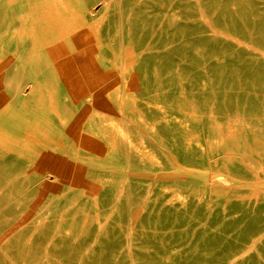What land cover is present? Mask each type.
Listing matches in <instances>:
<instances>
[{"label":"rangeland","instance_id":"1","mask_svg":"<svg viewBox=\"0 0 264 264\" xmlns=\"http://www.w3.org/2000/svg\"><path fill=\"white\" fill-rule=\"evenodd\" d=\"M43 1L0 0V264H264V0Z\"/></svg>","mask_w":264,"mask_h":264},{"label":"bare ground","instance_id":"2","mask_svg":"<svg viewBox=\"0 0 264 264\" xmlns=\"http://www.w3.org/2000/svg\"><path fill=\"white\" fill-rule=\"evenodd\" d=\"M85 1V0H84ZM87 2V1H86ZM70 4H71V2H69ZM78 4H80V3H78ZM65 5H67V6H69L68 5V1H64V0H46V1H43L42 3H37V2H34V3H32V4H30V5H28V6H26L27 8V12H28V15H31L32 17H34L35 19H37V20H40V19H44L45 17H47V18H49V19H51V20H53L54 19V21H52V22H50L49 24H50V26L52 27H54V26H56L57 24H58V22H60V21H55L56 19H59V16L60 15H62V13H60V10H61V8L63 9L64 8V6ZM77 5V4H76ZM85 5V4H84ZM78 7H79V5H78ZM87 7V6H86ZM78 9V8H77ZM91 9V8H90ZM11 11V13H12V10H10ZM83 11V10H82ZM14 12V11H13ZM20 14H22V12L20 11L19 12ZM73 13V12H72ZM16 14V13H15ZM91 14V13H90ZM92 15V14H91ZM61 25V28L63 29V30H65L66 31V28H69V29H76L77 28V26L75 25V23L73 22V21H68V22H62L61 21V23H60ZM64 27V28H63ZM26 33V32H25ZM65 37V35H64V32H62V31H60V32H58L57 33V36H55L54 37V39L55 38H57L56 39V42H58V48L59 49H62V50H69L70 49V47H72V45H74V44H77L78 43V41L77 40H70V39H66V38H64ZM14 39V38H13ZM52 42H53V40H52ZM52 42L50 41L49 42V44H52ZM17 46V45H16ZM121 46V45H120ZM15 49V48H14ZM122 50V49H121ZM84 51V50H83ZM37 53V52H36ZM123 53V52H122ZM120 54V53H119ZM121 56V55H120ZM89 59V58H88ZM22 68V67H21ZM2 69V68H1ZM22 72L24 73V71L22 70ZM123 79H124V77H123ZM128 80V79H127ZM123 83V82H122ZM124 87H125V85H124ZM122 88H123V86H122ZM122 90H125V89H122ZM17 93V92H16ZM62 106V105H61ZM65 110V109H64ZM62 112H64V111H62ZM69 112H70V110H69ZM73 112V111H72ZM68 114V113H67ZM63 115H61V117H62ZM66 118V117H65ZM78 118V117H77ZM76 118V119H77ZM71 119V118H70ZM68 121H69V118L67 119ZM74 120V119H73ZM72 120V121H73ZM120 121V120H119ZM123 121V120H122ZM89 122V121H88ZM91 122V121H90ZM122 123V122H121ZM124 123H125V120H124ZM123 123V124H124ZM91 124H92V122H91ZM123 124H120V127L121 128H124V126H123ZM128 130V129H127ZM124 135V134H123ZM123 138V137H122ZM125 139V138H124ZM123 139V140H124ZM127 140V139H126ZM125 140V141H126ZM125 144V143H124ZM123 146V145H122ZM125 149V148H124ZM130 149V148H129ZM123 151V150H122ZM125 152H127V151H125ZM92 154V153H91ZM111 154V153H110ZM129 154V153H128ZM93 155V154H92ZM127 155V154H126ZM130 156V155H129ZM250 163V162H249ZM255 164V163H254ZM253 165V164H252ZM75 166V165H74ZM70 167H72L71 165H70ZM170 167V166H169ZM254 167H255V165H254ZM256 168V167H255ZM74 170V169H73ZM90 170V169H89ZM96 171V170H95ZM62 174V170H59V175H61ZM72 174V173H71ZM69 175V174H68ZM72 176V175H71ZM49 180V179H48ZM65 186H67V185H65ZM37 187V186H36ZM67 188V187H66ZM100 194V193H99ZM52 195V194H51ZM54 196V195H53ZM52 196V197H53ZM89 196V195H88ZM47 198V197H46ZM87 199V198H86ZM90 201V200H89ZM88 201V202H89ZM90 204V203H89ZM47 205V204H46ZM46 205H44V206H46ZM90 206H88V208H89ZM42 208H44V207H42ZM93 210V209H92ZM87 211V210H86ZM91 212V211H90Z\"/></svg>","mask_w":264,"mask_h":264},{"label":"crops","instance_id":"3","mask_svg":"<svg viewBox=\"0 0 264 264\" xmlns=\"http://www.w3.org/2000/svg\"><path fill=\"white\" fill-rule=\"evenodd\" d=\"M6 68V66H5ZM14 80L13 77L9 75L8 69L5 71L3 76H0V87L3 91L9 94V92H14ZM32 88V87H31ZM30 88V89H31ZM30 90H25L24 92H29ZM1 95V94H0ZM9 98H5L3 96H0V128L8 133L9 132V124H8V116L7 112L9 110L10 104H9ZM10 122V121H9ZM11 133V132H9Z\"/></svg>","mask_w":264,"mask_h":264}]
</instances>
